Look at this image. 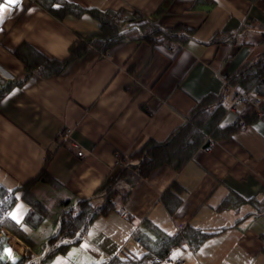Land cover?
<instances>
[{
  "label": "crops",
  "instance_id": "0c3cea01",
  "mask_svg": "<svg viewBox=\"0 0 264 264\" xmlns=\"http://www.w3.org/2000/svg\"><path fill=\"white\" fill-rule=\"evenodd\" d=\"M67 1L82 12L59 18L36 0H15L14 5L0 0L7 5L0 20V88L14 82L0 97V187L14 191L16 202L8 214L34 240L33 253L42 252L57 234L62 208L56 198L53 213L38 226L28 223L30 204L22 197L26 182L45 168L47 181L34 187L44 193L41 199L51 203L55 192L72 196L75 204L78 198H94L120 159L148 143L172 139L200 116L202 100L222 95L226 76L264 55V32L248 31L232 44L244 23L264 29V0H171L167 6L164 0ZM91 8L137 10L156 15L162 29L181 25L190 34L154 42L126 38L107 52L90 46L61 73L35 68L26 79L28 69L15 49L27 42L51 59L68 58L74 42L100 27ZM256 97L258 103L248 102L239 111L221 106L215 128L206 129L203 140L189 138L197 143L192 154L162 149L124 200L78 230L75 246L105 261L120 253L157 252L165 238L180 234L174 255L184 264H264V95ZM219 103L209 104L207 118L218 116ZM239 118L246 119L244 126L237 124ZM199 130L193 129L196 135ZM167 193L180 199L174 211L164 201ZM20 201L28 205L23 218L13 214ZM186 226L204 237L190 239ZM2 232L7 259L18 252L16 241L29 249L2 228L5 247Z\"/></svg>",
  "mask_w": 264,
  "mask_h": 264
},
{
  "label": "trees",
  "instance_id": "16d2710c",
  "mask_svg": "<svg viewBox=\"0 0 264 264\" xmlns=\"http://www.w3.org/2000/svg\"><path fill=\"white\" fill-rule=\"evenodd\" d=\"M36 1L59 18L64 17L68 13L80 14L83 10L80 6L73 4L67 0ZM170 2L171 0H164V6H167ZM90 10L98 16L100 20V27L96 32L92 33L91 35L79 38L76 42H74L70 47V55L68 58L64 60L51 59L42 54L39 50H37L27 42L21 43L15 49L14 54L25 63L26 68L28 69L26 79L30 76L31 72L35 68H39L40 71H42L44 74L61 73L72 60L86 54L90 46H93L95 49L101 52H107L108 49L115 43H118L126 38L133 40L146 39L150 42H154L171 38L184 39L185 36H189L190 34V30H185V27L181 25L176 26L172 29H162L157 24V17H155L156 15H154V17H146L137 10L132 13L128 12L125 9H120L118 11H100L91 8ZM164 10L165 8L163 7L158 11L161 12ZM225 78L233 85L239 86L246 91L253 92L257 96L264 95V55L259 57L255 61L246 64L233 75L226 76ZM13 86L14 82L9 83L8 85H2L0 88V97L4 95L7 90H10ZM216 100H219L220 102L221 95L209 97L205 100H202L198 104L200 116H194V118L191 119V123H187L185 126L178 129L174 133V137L172 139L164 143H148L141 150L132 154V156L143 158V162L139 166L140 173L143 174L148 168H150V166L153 164L162 149H169L175 153L187 151L186 153L192 154V152L197 146V143L189 142V138L194 137L196 140L197 136L199 140L200 138L201 140H203L201 135L205 132L206 129H214L219 116L222 114L219 113V109L220 111L222 109L219 103V108L217 109L218 116L216 117V115H213L207 118L208 106L213 104V102H216ZM245 120L246 119L244 118V121ZM237 124L241 125L240 118L238 119ZM208 125L209 128H207ZM196 126L200 129L198 131L200 132L198 133V135H196L193 131ZM115 174L117 176L116 172ZM111 178L104 181L97 191H99L100 189H105L106 186H109V183L112 180ZM47 179L48 173L44 168L42 173L37 178L26 182L22 186V188L24 189L22 197L30 204V210L27 213L26 219L27 222L32 224L33 226H38L46 217L53 213L50 206L52 205V203L54 204V199L57 198V201H55V203L59 204V206L62 208V217L57 234H55L50 239V241H55L60 237L75 236L78 230L82 226L86 227L88 223H90L91 220L94 218V216L98 215L99 213L104 214L108 212V210H110L111 208L115 207V202L112 198L116 197L117 195H114L115 190H112L109 191L107 194L108 202H106L98 211L93 210L95 205L91 198H83L79 199L78 204L80 207V211L76 215H73L72 209H69V211L64 212L63 210H65V208H71L73 206L74 199L72 196L63 195L64 197H53L50 203V201H48L47 199H41L37 195L36 191L33 190L36 183L40 181L46 182ZM126 194L127 193H124L125 197ZM0 201L2 202V206L0 207V233L2 231V228L8 229L9 231L16 234L19 238H21L24 242H26L30 249H32V247L34 246V240L28 237L24 230L20 227V225H18L14 220H12L8 214L13 203L16 202V196L14 194V191H11L10 193L7 189L0 187ZM164 201L168 205V208L171 211H174L177 205L179 204L180 199L177 200V198L172 195V193H169L168 195H166ZM57 215L55 214V222L59 220V218H57ZM183 232L190 239L191 237H195L196 239L198 238V240H200L202 239V237H204L203 234L198 235L195 231L190 228V226H186L183 229ZM181 241L182 238L180 237V234L175 237H167L161 242L163 249L157 252H147L141 256H136L133 254H124L122 256L117 255L114 256L112 259L101 261L98 264H151L153 257L157 255H166L173 245L181 244ZM3 243L4 241L0 240V264H9L7 260H4L6 250ZM68 246L69 244L60 245L57 250L49 253L46 256V258L43 260V264H45L47 260H49L58 252L67 251ZM29 253L30 252L26 254L27 256L22 255L13 264H24L29 258Z\"/></svg>",
  "mask_w": 264,
  "mask_h": 264
},
{
  "label": "rangeland",
  "instance_id": "374dc122",
  "mask_svg": "<svg viewBox=\"0 0 264 264\" xmlns=\"http://www.w3.org/2000/svg\"><path fill=\"white\" fill-rule=\"evenodd\" d=\"M74 143H76V141L71 142V145L73 148H74ZM137 158H139V157L127 155V156H124L123 159H120L118 161V165L116 166V167H118L116 170L117 176H116V174H115V176L110 174L111 176H109L107 178V179H109L112 177L111 178L112 180L109 183V186H106L105 189H102V190L100 189L99 191H96L94 194V198H91V200L93 201V203L95 205V207L93 209L94 211H98L106 202H108L107 194L109 191L115 190L114 195H117V196L113 197L112 199L114 202H116L119 200H124V198H125L124 193L130 192L134 188V186L136 185L138 178L140 177V174H141L140 169L138 167L139 165L133 166L134 164L131 163V162H135L133 160H137ZM33 190H34V188H33ZM36 193H37V195L42 194L44 196V193L41 191H37ZM54 194H56L59 197L65 196V195L63 196L62 192H55ZM43 198L45 199V197H43ZM78 199H83V197L78 198ZM75 200L73 202V206L69 209H72V212L73 211L79 212L80 207H79V204H75L76 203ZM77 203H79V200L77 201ZM27 209H28L27 203L24 201H20L17 203V206H16L13 214H14V216H16L18 218H23ZM44 224H45V222H43L37 228V235L41 234V230L44 229ZM91 224H92V222L88 223V226L90 227ZM22 225L25 228H28L27 224L23 223ZM2 234H3V232H2ZM2 236H3L4 240H6V242H5L6 243V247H5L6 252H5L4 260H7V262L9 264L15 263L16 260L18 258H20L22 255L27 256L26 254L28 252H30L28 255L29 258L26 260V262L24 264H27L29 262H30V264H35V263L39 264V263H41L42 259H40V260L34 259V256L44 252L46 248H50V250H49L50 252L49 251L47 252V254H49V253L57 250V248L59 247L57 245H63L64 242H66L68 239L75 237V236H72V237L65 236V237H60L55 241L54 240L49 241L48 244L45 245V247H44L45 249H43L42 252H38V253H33L32 249H30V247L28 249L26 246L23 245V243H17V241H16V243L14 242V245H15L16 249L18 250V252L17 253L14 252V254H11L10 255L11 257L9 256V258L7 259V257H8L7 236H5V234H3ZM67 242H69V241H67ZM19 244L23 245V247H20ZM77 244L71 243V245L68 247L67 251L58 252L53 257H51L49 260H47L45 262V264H84V262L85 263L86 262L91 263V264H98L101 260H103L104 256H102L100 258L95 257L92 253H90L88 251V249L86 247L84 248L82 245L81 246H75ZM38 250H42V248H39ZM121 254L123 255V253H120V255Z\"/></svg>",
  "mask_w": 264,
  "mask_h": 264
},
{
  "label": "built area",
  "instance_id": "2783aa9c",
  "mask_svg": "<svg viewBox=\"0 0 264 264\" xmlns=\"http://www.w3.org/2000/svg\"><path fill=\"white\" fill-rule=\"evenodd\" d=\"M248 31H257L264 32V29L261 28L258 24H250L244 23L241 25L232 35V44H236L240 38H242ZM258 98L250 91H246L239 86L233 85L226 78H224L223 82V91L221 95L220 105L225 108L226 111H239L242 106H244L248 102L258 103ZM242 126H244V119L240 118ZM211 145H206V148H210ZM74 148L77 150L79 156L84 155V151L81 149L79 143H74ZM135 162H131L134 165H141L143 162V158H137V160H133ZM137 162V163H136ZM138 166V167H139ZM2 206V202L0 201V207ZM122 213L125 217H129V212L125 208L122 209ZM78 236H81L78 234ZM74 238L68 239L67 241L72 242ZM66 241V242H67ZM137 242H142V238L138 237ZM58 246V245H57ZM48 248L45 249V251ZM175 247H171L169 252L164 255H157L152 258V262L157 264H184V260L182 257H178L174 255Z\"/></svg>",
  "mask_w": 264,
  "mask_h": 264
},
{
  "label": "snow or ice",
  "instance_id": "6c2138e0",
  "mask_svg": "<svg viewBox=\"0 0 264 264\" xmlns=\"http://www.w3.org/2000/svg\"><path fill=\"white\" fill-rule=\"evenodd\" d=\"M8 4L14 5L15 4V0H8ZM6 6L7 5L0 4V20L3 19V12H4Z\"/></svg>",
  "mask_w": 264,
  "mask_h": 264
},
{
  "label": "bare ground",
  "instance_id": "6f19581e",
  "mask_svg": "<svg viewBox=\"0 0 264 264\" xmlns=\"http://www.w3.org/2000/svg\"><path fill=\"white\" fill-rule=\"evenodd\" d=\"M241 125H242V123H241ZM48 250H50V248H48L45 252H42V253H40V254H37L36 256H34V259H37V260H39V259H42V258H44V256H45V253L48 251ZM27 264H30V262L29 263H27Z\"/></svg>",
  "mask_w": 264,
  "mask_h": 264
}]
</instances>
